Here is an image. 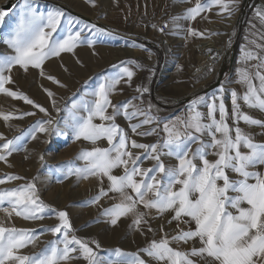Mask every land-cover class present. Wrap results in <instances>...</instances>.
I'll list each match as a JSON object with an SVG mask.
<instances>
[{
  "label": "snow or ice",
  "instance_id": "snow-or-ice-1",
  "mask_svg": "<svg viewBox=\"0 0 264 264\" xmlns=\"http://www.w3.org/2000/svg\"><path fill=\"white\" fill-rule=\"evenodd\" d=\"M213 5L220 6L221 12L231 16L236 0H197L194 7L186 9L185 18L195 20ZM6 15L0 10V21ZM64 15L59 9L45 13L32 9L30 5L25 6L15 27L2 38L12 54L0 53V94L22 99L47 114L45 107L6 85L14 83L11 74L16 66L24 71L29 67L39 69L40 75L45 76L43 65L50 57L71 53L85 41L90 45L94 43L83 35L84 28L75 30L71 21H68L66 34L55 37L54 33L64 22ZM257 16L264 22V12L258 10ZM188 34L204 35L194 28H189ZM249 43L261 51L242 49L244 66L237 69L236 82L244 87V91L241 94L235 89L230 90L231 108L225 102L228 90L222 84L211 97L205 95L194 99L184 117L164 122L162 131L166 135L156 143H138L116 122L117 117L123 116L129 121L131 132L137 136L156 133L160 123L159 118L152 114L151 103L147 108L141 107L143 95L149 92L146 86H137L139 95L131 100L112 102L111 95L117 85L130 83L134 76L133 70L124 66L126 62H122L114 74L102 77L91 93L86 94L91 95V100H74L70 108L66 106L64 109L68 113L66 127L71 129L74 140L83 139L93 145L106 140L108 145L82 149L76 159L85 161V164L66 170L65 178L75 175L77 179L95 178L99 181L98 193L87 203L99 204L101 198L109 196V193L118 194L119 202L104 208L101 215L113 226L122 217L131 216L132 226L138 229L147 226L149 231L152 228L148 217L153 210L157 215L170 211L173 216L168 223L177 222L175 235L169 237L165 234L159 240L153 239L136 252L120 248L104 250L98 241L75 235L68 213L57 212L41 200L34 178L0 190V208L9 222L13 216L42 220L50 213L55 214L59 222L37 231L8 226L0 220V264H70L81 259L85 264H147L144 257L156 264H264V172L257 170L264 166V142H256L240 127L243 122L264 128V120L244 111L247 107L264 112V44H257L254 40ZM208 52L211 53L212 49ZM252 61L256 63H250ZM47 79L66 87L52 75H47ZM44 91L52 106L60 112L55 94L48 89ZM135 100L140 104H133ZM201 107L206 111H201ZM34 114L25 112L22 115ZM137 117L143 119L131 123ZM0 118L7 122L15 117L12 112L0 111ZM97 119L99 123L95 122ZM154 123L156 127L141 130L144 125ZM58 131L56 122L49 118L37 121L12 139L0 133V161L7 163V158L19 150L22 139L30 136L35 140L38 132L52 136ZM193 144L196 145L194 149ZM132 149L143 151L133 152ZM209 155L216 159L210 160ZM162 156L175 158L177 164L167 166ZM40 160H44L43 155ZM144 160L153 161V166L142 167ZM116 169H123L122 174H114ZM229 173L236 174L237 178L232 179ZM105 178L107 189L103 186ZM23 179L6 174L0 178V185ZM5 204L7 207H3ZM141 205L144 210H141ZM181 223L189 225L188 229L181 228ZM45 231L50 232L53 239L46 241L44 247L34 254H22L21 250L29 245L35 247ZM196 240L199 247L193 246L187 251L172 247L173 243L188 244Z\"/></svg>",
  "mask_w": 264,
  "mask_h": 264
},
{
  "label": "rangeland",
  "instance_id": "rangeland-1",
  "mask_svg": "<svg viewBox=\"0 0 264 264\" xmlns=\"http://www.w3.org/2000/svg\"><path fill=\"white\" fill-rule=\"evenodd\" d=\"M196 3L197 0H15L13 5H5L4 9H8L6 20L10 26L8 33L17 24L25 6L30 5L32 9L40 12L46 13L56 9L64 12V22L54 33L55 37L65 35L68 21H71L75 30L84 28L83 35L94 43L90 45L85 41L79 43L71 53L63 52L58 57H50L43 65L45 76L40 75L39 69L29 67L28 71H24L19 66L14 67L11 74L14 83H11L9 88L23 92L48 111L47 114L40 112L34 105H29L22 99H13L0 94V111L12 112L15 117L7 122L0 118V133L7 139H12L31 128L37 121L49 118L56 122L59 131L52 136L38 132L35 140L30 136L22 139L19 150L14 151L7 158V163L0 161V178L12 174L24 179L7 181L0 185V190L16 187L35 178L41 200L57 212L66 211L75 235L98 241L104 250L120 248L126 252H136L153 239L159 240L165 235L164 214L157 215L155 210L148 217L152 231H149L147 226L140 229L132 226L131 216L122 217L117 225H111L101 213L104 208L119 202L118 194L109 193V196L101 198L99 204L87 203L98 193L101 186L99 181L95 178L77 179L75 175L65 178L67 168L82 167L85 164V161L76 159L82 149L108 145L106 140L99 141L97 145L83 139L74 140L71 129L66 127L65 118L68 113L64 109L66 106L70 108L74 100L76 102L82 99L91 100V95L86 94L91 93L102 77L114 74L121 63L126 62L124 66L130 67L134 76L130 83L122 82L117 85L111 95L112 102L115 104L131 100L132 97L139 95L136 91L137 86H146L149 92L143 95L144 103L141 107L147 108L148 103H151L152 114L159 118L160 123L156 133L137 136L131 132L129 121L123 116L117 117L116 122L128 132L131 139H135L138 143L152 144L161 141L166 135L162 131L163 123L184 117L189 104L200 96H209L212 87L221 81L224 70V74H227L231 52L230 41L236 33L240 16L242 18L248 7L247 3L245 9L243 5L237 14L233 12L228 16L221 12L220 6L213 5L195 20L186 19V9L194 7ZM231 18L235 21L230 24ZM103 23L113 25L117 31L108 30ZM159 23L167 25L166 32L159 34ZM213 23L217 31L210 29ZM189 28H194L204 35H189ZM101 29L103 31H99ZM213 33H217L218 44L227 47L216 74L198 71L201 65L197 57L200 54L198 44L201 40L211 37ZM166 39L170 41L171 51L163 50L154 43ZM2 44L4 46L0 49V53L12 54V50L3 42ZM167 63H172L173 66L169 71L164 70ZM114 65L117 67H113ZM47 75L56 77L66 87H61L60 84L47 79ZM44 89L55 94L60 112L52 106V101ZM1 100L4 104L10 103L14 106L11 105L9 111V107L5 108ZM181 101L183 103L179 106L178 103ZM132 103L140 104V101L135 100ZM200 110L206 111V108L201 107ZM108 111L111 112V108ZM25 112L35 114L23 116ZM81 114L86 115V113ZM140 119L143 117H137L131 123H136ZM95 122L100 121L97 119ZM152 127H156V124L144 125L141 130L147 131ZM192 147L194 149L196 145L193 144ZM132 151L142 153L143 150L132 149ZM41 155L44 156L43 161L40 160ZM208 158L216 159L214 155H209ZM161 159L167 166L177 164L173 157L162 156ZM153 164L151 160H144L141 166L149 168ZM122 172L123 169L114 170L116 175ZM229 175L231 177L233 174ZM103 186L105 189L108 187L106 178ZM140 207L144 210L142 205ZM0 220H4L8 226L14 225L17 228L37 229V231L59 222L57 216L52 213L45 215L42 220H24L13 216L9 222L2 208H0ZM51 239H53L52 234L45 231L40 235L35 247L29 245L21 252L34 254ZM82 261L81 259L70 264H82Z\"/></svg>",
  "mask_w": 264,
  "mask_h": 264
},
{
  "label": "crops",
  "instance_id": "crops-1",
  "mask_svg": "<svg viewBox=\"0 0 264 264\" xmlns=\"http://www.w3.org/2000/svg\"><path fill=\"white\" fill-rule=\"evenodd\" d=\"M249 2V0H236V7L234 10V14H237V12L240 11L241 7L244 5V9L246 4ZM260 10L264 12V0H251L248 3L247 10L244 12V15L240 16L238 20V27L236 30V33L231 38L230 41V56H229V68L227 71V74L222 75V79L220 82H218L212 89L209 91V97L213 95V93L216 92V90L220 87V85H224L225 88L228 90L225 93V102L228 105L229 109L231 108V102H230V90L235 89L238 93H243L244 87L237 83V69L243 67L242 64V49L244 48H250L253 51L260 52L261 49H257L255 44H250L249 42L254 40L257 44H264V39H261L262 36H264V22L261 21L260 17L257 16V11ZM252 64H255L256 61L250 62ZM244 111L248 112V114L254 116L257 119L264 120V112L255 110V109H248L247 107H244ZM231 123V121H230ZM240 127L243 128V130L247 133H250L253 136V139L256 142H264V128H261L259 126H251L246 125L243 122H241ZM243 151H246V149H242ZM260 172L264 171V166H261L257 169ZM233 174L231 177L232 179H236V174ZM178 187V186H177ZM173 213L172 212H166L164 213V233L168 235H175L178 231L177 228V222L172 221L171 224L168 223L169 220L172 219ZM181 228H184L185 230L188 229L189 225L181 223ZM191 227H195L194 224L191 225ZM161 239V238H159ZM199 247V241H192L188 244H177L173 243L172 247L179 248L180 250L187 251L191 247ZM147 261V264H156L154 260H151L150 258L144 257ZM193 259H198L193 257ZM82 264H85L84 261H82Z\"/></svg>",
  "mask_w": 264,
  "mask_h": 264
},
{
  "label": "bare ground",
  "instance_id": "bare-ground-1",
  "mask_svg": "<svg viewBox=\"0 0 264 264\" xmlns=\"http://www.w3.org/2000/svg\"><path fill=\"white\" fill-rule=\"evenodd\" d=\"M14 2H15V0H0V10L5 11L7 13L8 9H4V6L5 5H8V6L13 5ZM6 16L3 18L2 21H0V49H2L4 46L1 42L2 38L5 37L7 34H9L8 32L10 29L9 23L6 20ZM234 21H235L234 18H231L229 20L230 24L233 23ZM103 24L108 30L113 31V32L117 31V29L113 25L108 24V23H103ZM210 29L212 31H217V28H216L214 23L210 26ZM216 34L217 33L211 35V37H209L207 39L201 40V42L198 44L197 48H198V52H200V54L197 57L201 61L200 69L198 70L200 72H202V71L207 72L208 71L209 73L213 72L214 74H216L217 67L219 66V63H220L222 57L224 56V54L227 51L226 46L218 44L217 39H219V38H218V36H216ZM165 41H166L165 42V50L171 51L172 48H171L170 41L168 39H166ZM208 49H212V52L209 53ZM172 67H173L172 63H167V65H165L164 70L169 71ZM9 85L10 84L6 85V87H9ZM1 102L3 103V106H5V108L9 107V111L11 110L10 107L14 106V104H11L12 105L11 106L10 103L4 104L3 100H1Z\"/></svg>",
  "mask_w": 264,
  "mask_h": 264
},
{
  "label": "built area",
  "instance_id": "built-area-1",
  "mask_svg": "<svg viewBox=\"0 0 264 264\" xmlns=\"http://www.w3.org/2000/svg\"><path fill=\"white\" fill-rule=\"evenodd\" d=\"M161 28H163L164 30L160 31ZM158 31H159V34H162V33L166 32L167 31V25L165 23H159ZM154 43L158 47H162L163 50L165 49V40H160V41H157V42L154 41Z\"/></svg>",
  "mask_w": 264,
  "mask_h": 264
},
{
  "label": "water",
  "instance_id": "water-1",
  "mask_svg": "<svg viewBox=\"0 0 264 264\" xmlns=\"http://www.w3.org/2000/svg\"><path fill=\"white\" fill-rule=\"evenodd\" d=\"M229 64H230V61L228 62V68H229ZM226 71H228V70H226ZM224 72H225V70H224ZM224 72H223L222 75H224ZM179 100H181V99H179Z\"/></svg>",
  "mask_w": 264,
  "mask_h": 264
},
{
  "label": "trees",
  "instance_id": "trees-1",
  "mask_svg": "<svg viewBox=\"0 0 264 264\" xmlns=\"http://www.w3.org/2000/svg\"><path fill=\"white\" fill-rule=\"evenodd\" d=\"M182 103H183V102L181 101V102L178 103V105L180 106Z\"/></svg>",
  "mask_w": 264,
  "mask_h": 264
}]
</instances>
